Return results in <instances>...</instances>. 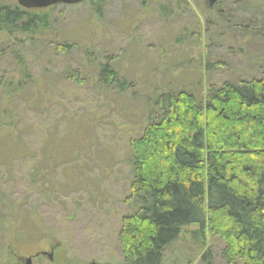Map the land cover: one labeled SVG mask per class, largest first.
Returning a JSON list of instances; mask_svg holds the SVG:
<instances>
[{"label":"trees","instance_id":"16d2710c","mask_svg":"<svg viewBox=\"0 0 264 264\" xmlns=\"http://www.w3.org/2000/svg\"><path fill=\"white\" fill-rule=\"evenodd\" d=\"M106 1L85 2L95 5ZM57 7L60 6L26 10L18 5L0 4V31L11 37L49 32ZM173 14L170 11L168 15ZM241 28L243 32L251 30L249 26ZM68 40H73L70 43L74 45L81 43L69 36ZM182 40L178 38L177 42ZM71 44L52 40L45 45L46 49L52 48L50 58L48 53H37L51 66L56 52L64 61L56 73L42 70L44 76L31 73L18 54L6 53L19 70L0 78V128L4 132L0 133V260L7 252L10 237L3 225L10 221L17 225L13 239L19 252L20 246L28 245L30 230L40 231L34 218L20 219L18 205L12 198L16 195L11 194L10 186L5 185L7 191H3L2 173L11 174L16 161L36 156L28 137L19 129L20 115L14 103L28 96L23 108L47 117L51 112L44 108L57 106L53 102L60 82L82 83L86 71L94 76L93 90L115 92L121 108L125 106L121 102L125 94L133 88L123 68L129 53L118 58L85 51L72 53ZM194 64L190 59L188 65L179 63L174 70L173 65L166 67V80L154 87L143 107L149 116L148 124L139 137L129 142L130 196L137 207L122 219L118 234L123 264H164L167 248L179 239L184 228L191 226L197 227L195 234L202 242L208 237L223 242L221 259L225 264H264V65L257 68L259 75L204 86L203 75L212 74L214 63L208 62L204 73L201 63L198 68ZM64 118L66 133L60 136L56 130L48 131L36 160L33 176L43 188L56 166L66 165L77 155L78 150L72 148L82 145L85 133L94 130L98 122L88 114L81 118L66 113ZM87 141L91 143V138ZM79 171H63L76 190L82 189L85 181L82 176L74 180ZM54 191L63 190L55 188L48 192ZM23 202L22 212L26 207ZM26 224L30 230L24 228ZM207 255L201 264H211Z\"/></svg>","mask_w":264,"mask_h":264},{"label":"rangeland","instance_id":"374dc122","mask_svg":"<svg viewBox=\"0 0 264 264\" xmlns=\"http://www.w3.org/2000/svg\"><path fill=\"white\" fill-rule=\"evenodd\" d=\"M0 4L18 5L16 0H0ZM163 7H167L166 14ZM169 10L174 11L172 16ZM52 16L49 32L11 37L0 31V78L19 70L6 53L24 58L35 76H44L41 72L45 68L52 73L60 71L64 61L56 56L57 52L53 66L37 53H48L50 58L52 48L46 49L45 45L52 40L71 44L73 40L66 42L69 36L81 42L71 44L72 53L85 51L116 58L129 53L123 68L133 88L125 94L121 101L125 106L121 108L115 92L93 90L94 76L86 71L82 83L60 82L53 102L57 106L44 108L51 112L47 117L23 108L28 96L14 103L20 115L19 129L28 137L36 156L16 161L11 174L2 173L3 187L9 185L11 194L16 195L12 198L20 219L34 218L40 231L34 228L32 232L27 223L24 228L31 235L28 245L20 246L19 252L13 239L17 225L13 221L3 225L10 237L0 264H26L28 258H32V264H123L118 234L122 219L137 207L130 196L129 142L139 137L148 124L149 116L143 109L146 99L160 80H166L167 66L173 65L174 70L179 63L188 65L190 59L196 68L201 63L202 73L208 62L214 63L212 74L203 75L204 86L259 75L257 68L264 65V0H217L213 5L210 0H107L95 5L85 2L60 6ZM241 26L251 30L243 32ZM178 38L182 42H177ZM166 59L177 64L167 63ZM66 113L81 118L88 114L98 120L97 126L85 133L82 145H74L77 155L66 165L56 166L43 188L33 176L36 160L48 131L56 130L60 136L66 133ZM0 133H4L3 128ZM76 168L80 171L74 180L77 176L85 178L78 190L71 188V180L63 174ZM53 188L63 191L49 194ZM20 202L26 204L23 212ZM196 231L195 226L182 230L179 239L167 248L164 264H201L206 254L211 264H225L221 259L223 242L215 237L202 242ZM0 244L1 248L2 240ZM43 253L52 255V260Z\"/></svg>","mask_w":264,"mask_h":264},{"label":"water","instance_id":"95a60500","mask_svg":"<svg viewBox=\"0 0 264 264\" xmlns=\"http://www.w3.org/2000/svg\"><path fill=\"white\" fill-rule=\"evenodd\" d=\"M18 6L26 10H45L55 6H75L88 0H16ZM217 0H210L211 5ZM43 256H48L52 260V255L43 253ZM26 264H32V258L26 260Z\"/></svg>","mask_w":264,"mask_h":264}]
</instances>
